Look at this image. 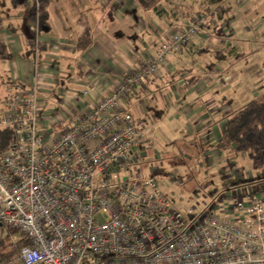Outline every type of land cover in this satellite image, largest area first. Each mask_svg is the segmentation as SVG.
Masks as SVG:
<instances>
[{
    "label": "built area",
    "instance_id": "obj_1",
    "mask_svg": "<svg viewBox=\"0 0 264 264\" xmlns=\"http://www.w3.org/2000/svg\"><path fill=\"white\" fill-rule=\"evenodd\" d=\"M204 19L196 16L176 30L130 74L120 72L52 137L37 131L40 101L50 91L41 74L35 69L30 85L6 82L0 234L18 232L28 244L0 264H264V193L239 194L234 187L215 193L211 213L183 212L173 202L171 181L131 171L148 127L127 103L146 94L161 70L167 73L169 58L190 47ZM51 43L55 52L59 44Z\"/></svg>",
    "mask_w": 264,
    "mask_h": 264
},
{
    "label": "rangeland",
    "instance_id": "obj_2",
    "mask_svg": "<svg viewBox=\"0 0 264 264\" xmlns=\"http://www.w3.org/2000/svg\"><path fill=\"white\" fill-rule=\"evenodd\" d=\"M0 3L2 9L3 5H8L7 0H0ZM129 4V7L135 8L127 18L134 31L127 30L129 34H123V38L117 30L112 34L113 40L124 39L132 44L136 54L141 51L144 46L142 41H145L147 36L158 35L159 39L167 40L176 30L189 25L196 16L205 17L200 32L203 28L209 29V36L204 40L207 53L172 58L169 73H159L161 80L154 79L158 82L148 83L147 93L142 94L140 99L134 100L130 105L129 112L133 117L148 127L146 142L138 145L135 152L138 158L131 167L133 174L156 177L159 182L165 184L171 181L169 190L173 192V202L183 212L192 209L195 213H211L216 209L213 203L218 204L215 193L219 191L224 195L225 190H233L234 187L239 194L253 193L256 197L263 194L264 169L254 171L245 154L238 155L232 150L213 151L217 149L213 140L212 145L205 147L200 141L205 143L209 137L217 139L218 135L215 132L209 133L208 139L204 141L200 133L189 136L187 133H192V130L186 126L193 123L187 117L195 112L204 113L206 110L211 114V100H214L221 121H226L231 114L264 94V0H224L217 13H213L214 7L207 11V6L202 0H163L156 10L150 11L139 9L133 0H130ZM61 8L66 12V8ZM119 8L120 4L116 2L113 9ZM14 13L23 20L22 10ZM52 13L57 11L52 10ZM83 15L87 17V10ZM112 15L114 16L112 10L106 12L107 17ZM28 34L31 38V34ZM219 35L222 38H219ZM53 44L58 45V41ZM218 51L224 59L219 64L215 62V54ZM206 57L210 63L205 61ZM34 64L39 74L42 64L39 58H35ZM213 65H218V68L211 72ZM14 66L10 61L0 63V100L7 96L6 82L20 78L16 76ZM210 76L212 78L208 79ZM196 79H208L206 86L217 81L218 87L215 89L216 93L210 94L207 100L201 99L191 106L189 104L197 98L194 90L187 86ZM182 80L187 86L180 91L176 82ZM63 86L61 84L49 87V93L44 94L40 101L37 131L44 137H52L60 132L74 118V113L66 110L62 101L64 98L58 92L65 88ZM180 100L184 102L174 108ZM216 100L218 102H215ZM201 106H204L203 110H200ZM199 115L195 116L194 123L198 122L197 128L206 129L204 124L209 120ZM201 132L205 135L208 131ZM223 133L224 127L222 136ZM227 172L230 173L225 175ZM177 181L183 182L184 185L179 187ZM3 239L6 244H15L22 236L14 232L5 234ZM14 264L20 263L16 261Z\"/></svg>",
    "mask_w": 264,
    "mask_h": 264
},
{
    "label": "crops",
    "instance_id": "obj_3",
    "mask_svg": "<svg viewBox=\"0 0 264 264\" xmlns=\"http://www.w3.org/2000/svg\"><path fill=\"white\" fill-rule=\"evenodd\" d=\"M129 1L130 0H50L48 8V30L40 35V47L38 52L36 51L34 54L30 48L31 38L28 34L29 31L23 24L22 18L14 13L18 10L9 11L4 22L5 25L2 38L12 51V60L10 63H12V65L15 64V74L20 77L17 79L18 82L25 85L32 84L36 69L34 61L37 57L42 63L40 74L46 81L44 82L51 88L61 84L65 86L63 90L58 92L65 99L62 101L66 110L74 113L73 117H75L80 112L89 109L92 106L91 101L96 98L98 92L105 93L108 86L120 76V72L130 74L136 67L142 64L141 59L143 54H154L159 49L161 43L165 41L159 39L158 35L147 36L145 41H142L144 42V46L141 51L138 52L139 56H137L138 53H135V50L132 49L133 45L128 41L124 39V41L121 39L113 40L114 34L112 33L116 30L121 33L122 38L123 34H129L127 30L129 32L133 30L127 18L128 14L132 13L135 8L129 7ZM116 2L120 4V8L117 10L113 9V7H116ZM61 7L64 9L66 8V12H63ZM7 9L8 5H3V11ZM52 10L54 12L57 11V13L53 14ZM85 10H87L88 13L87 17L83 15ZM108 10H112L114 16L112 15L110 18L107 17L106 12ZM208 31L209 29L205 30V28H203L201 32L199 30V34L193 39L188 49L180 53H175L169 58L167 73L162 70L160 73H169L172 67V58H184L186 54L199 55L201 50L206 49L204 48V40L209 36H207ZM81 38L82 42L79 43ZM219 38H222V36ZM54 41H58L60 47L55 52H52L48 43ZM84 47L88 48L83 51ZM215 55L216 63L219 64L223 62L222 53L218 51ZM205 61L210 63L207 57ZM216 68H218V65H213L210 71L214 72ZM211 76L208 77V79H211ZM159 79L161 80L160 76H158V80ZM208 79H196L191 82L189 86L186 85L184 80L177 82L180 86V91H183L184 86L189 87L190 90H194L197 99L189 105L192 106V104L199 100L201 101V99L203 101L205 99L207 100L210 94L216 93L215 89L218 87L217 81L206 86L205 84ZM158 80H152V82L155 84ZM90 88L93 89L89 90ZM85 91L89 94V97L83 96ZM140 97L141 96L131 97L127 103V109L129 110L133 101L140 99ZM183 102V100L178 101L174 108H178ZM213 102L214 100L209 102L211 114H208L205 110V112L203 111L204 113L201 112L202 116L200 112H195L190 117H187L188 120L193 122L186 126L192 130V133L186 132L189 136H196L200 133L205 141L208 139L209 133L213 134V132H215V134L218 135L217 139H211V137H209V140L205 141V143L200 141L205 147L209 144L212 145V140L214 145L220 142L225 123V121H221L220 113ZM215 102L218 101L216 100ZM200 104L202 103L200 102ZM203 109L204 106H201L200 110ZM198 114H200L199 117L201 116L203 119L207 118L209 120L204 124V126H207L206 129L197 128L198 122L194 123L195 116ZM203 130H207L208 132L203 135L204 132H201Z\"/></svg>",
    "mask_w": 264,
    "mask_h": 264
},
{
    "label": "trees",
    "instance_id": "obj_4",
    "mask_svg": "<svg viewBox=\"0 0 264 264\" xmlns=\"http://www.w3.org/2000/svg\"><path fill=\"white\" fill-rule=\"evenodd\" d=\"M139 9L144 11L156 10L163 0H133ZM224 0H202L207 11L212 7L217 13ZM8 9L3 11L0 3V63L12 60V51L2 38V32L9 11L22 10L24 13L23 24L31 34V51L38 52L40 44L36 40L43 32L48 30L50 0H7ZM37 23V29L33 24ZM82 42V38L79 43ZM88 47H84L83 51ZM201 50L199 54H204ZM177 83V82H176ZM217 150H232L235 154H245L254 171L264 169V94L251 100L240 110L234 112L224 123L222 139L217 144ZM0 234V263H11L18 251L28 244L26 239H21L15 244H6Z\"/></svg>",
    "mask_w": 264,
    "mask_h": 264
}]
</instances>
